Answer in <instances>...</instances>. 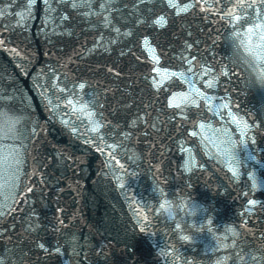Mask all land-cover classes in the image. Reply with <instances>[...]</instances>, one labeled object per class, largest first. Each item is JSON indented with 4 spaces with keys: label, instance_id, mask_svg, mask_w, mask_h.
<instances>
[{
    "label": "water",
    "instance_id": "water-1",
    "mask_svg": "<svg viewBox=\"0 0 264 264\" xmlns=\"http://www.w3.org/2000/svg\"><path fill=\"white\" fill-rule=\"evenodd\" d=\"M84 3L0 0V264H264L262 0Z\"/></svg>",
    "mask_w": 264,
    "mask_h": 264
},
{
    "label": "snow or ice",
    "instance_id": "snow-or-ice-1",
    "mask_svg": "<svg viewBox=\"0 0 264 264\" xmlns=\"http://www.w3.org/2000/svg\"><path fill=\"white\" fill-rule=\"evenodd\" d=\"M30 2H31V0H30ZM168 3H169L173 8H178L180 11H185V12H186L188 9H190V8L193 7V4H192V3H187V4L183 5V6H181V5H179L178 3H175V0H168ZM262 3H264V0H262ZM77 6H78V5H77L75 2H73L72 7H73V8H76ZM83 6H85V7H91V5H90L89 3H87V0H85V3H84ZM253 6H254V5H247V7H249V8H251V7H253ZM100 7H101V8H104V5L101 4ZM256 10H257V11H260L259 8H257ZM0 14H2V13H0ZM245 15L247 16V13H245ZM236 19L239 20L240 17H239V16H236ZM161 20H163V17H159V18H157L156 21H155V23L159 24V23L161 22ZM110 23H111V21H110L109 19H104V20H103V24H104L106 27L109 26ZM115 32L117 33V35H119V34H120V29H119V28H116V29H115ZM127 35L130 36V35H132V33H131V32H128ZM144 40L147 42L148 37L145 36V37H144ZM156 86L159 87V84H157ZM79 87H80V88H83L84 85H83V84H80ZM189 102H191V103H195L196 101H195V100H190ZM74 131H75V129H74ZM253 187H256L255 182L253 183ZM165 203H167V202H165ZM249 203H251V204H256L257 201L253 200V201H250ZM41 247H43V245H41ZM57 251H59V249H57Z\"/></svg>",
    "mask_w": 264,
    "mask_h": 264
},
{
    "label": "clouds",
    "instance_id": "clouds-1",
    "mask_svg": "<svg viewBox=\"0 0 264 264\" xmlns=\"http://www.w3.org/2000/svg\"><path fill=\"white\" fill-rule=\"evenodd\" d=\"M261 84H264V79H262ZM0 131H3L5 134H8V133L13 132V129H12L9 125L6 124L5 127H4L3 129H0ZM170 211H171V210H170ZM72 239L75 240L76 238L73 237Z\"/></svg>",
    "mask_w": 264,
    "mask_h": 264
}]
</instances>
